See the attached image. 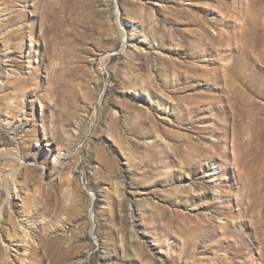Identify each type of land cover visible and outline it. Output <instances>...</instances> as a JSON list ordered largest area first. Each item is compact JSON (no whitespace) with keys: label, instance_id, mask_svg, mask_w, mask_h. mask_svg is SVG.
<instances>
[{"label":"rangeland","instance_id":"obj_1","mask_svg":"<svg viewBox=\"0 0 264 264\" xmlns=\"http://www.w3.org/2000/svg\"><path fill=\"white\" fill-rule=\"evenodd\" d=\"M263 28L264 0H0V226L29 238L9 263L264 264Z\"/></svg>","mask_w":264,"mask_h":264},{"label":"bare ground","instance_id":"obj_2","mask_svg":"<svg viewBox=\"0 0 264 264\" xmlns=\"http://www.w3.org/2000/svg\"><path fill=\"white\" fill-rule=\"evenodd\" d=\"M21 12H23V11H21ZM42 12H43V10H42ZM136 12H137L136 10H134V12L132 11L131 15L133 18H136V17L138 18V16H137L138 13H136ZM43 13H40V14L43 15ZM47 14L43 15L44 16L43 19L45 20V22H44V25L42 27V31H41L40 37H39V38H42L45 42V44L43 43L44 44V47H43L44 50H46L47 45H48L46 35L48 33H50V31L53 28L52 26H50L46 22L47 20H49V14L50 13H47ZM13 15H11V16L9 15L7 17V22L13 21L15 19V15L14 16ZM18 15H19V13H18ZM50 16H51V14H50ZM20 17H22V16H20ZM145 19L150 21V23H152L154 21L153 12L145 13ZM131 20H133V19H131ZM25 24H26V22H25ZM31 25H29V27H31ZM24 27H26V26L23 25L22 27H19L17 29L16 28L14 29V27H13V29L8 30V35L10 36V39H14L16 36H21L23 31H24L23 30ZM30 29H32V28H30ZM21 30H23V31H21ZM31 31L32 30H30L29 32H31ZM263 34H264V32H263ZM36 39H38V38H36ZM256 44H257V42L255 43V45ZM13 52H14V49L12 48L10 51H8V55L3 56V58H7V61L12 65L20 64V62H18V60L11 57L14 54ZM42 65H43V63L40 64V67ZM26 75H20L19 73H16L12 77H9L7 80L6 87L8 89H12V91L14 90V91H18L21 93V91H23L26 88L28 83H31L32 81L36 82L37 78H38L35 70L29 71L28 75L27 76ZM35 84H37V83H35ZM7 106H8V108L11 107L10 105H7ZM21 128H22V126L18 125V124L13 125V127H12L13 131L16 132V135H18L21 132L20 131ZM249 147L250 148H249L248 158L246 161L247 177H248L247 184H246V190H247L246 196L248 198V209L258 213L256 223H255V225L253 224L254 226L252 227L253 235L255 236V239L257 240V238H259V235L264 233V126L263 125L256 132V134L253 136L252 140L250 141ZM19 150L22 153L21 148ZM10 178H13L12 174L10 175ZM15 222L16 221L13 218H9V220H7V223L9 224V228L8 227L4 228V227L0 226V264H10L9 260L7 259V253H8L7 251H9L8 250L9 248H7V246L11 247V245H13V242H16V244H14L15 245L14 247L19 246L20 242L22 241V239L20 240V235L22 236L24 242H29L28 233L26 231H20L19 232L18 228L15 225ZM34 233L35 232H33V234ZM1 237L3 238L2 240H1ZM35 237H36V233H35ZM1 241L7 242V245L6 246L3 245ZM24 249L29 251V254H28L29 259H27V261L29 262L28 264H32L35 261L40 264V263H42V260L45 258L44 256H42L40 259H38L36 257L35 254H36L37 250L39 249V247L34 245V244H30V246L28 248H24ZM22 261H23V259L21 260V262ZM31 261H33V262H31ZM56 263L57 262L55 260H50V262L46 263V264H56Z\"/></svg>","mask_w":264,"mask_h":264}]
</instances>
